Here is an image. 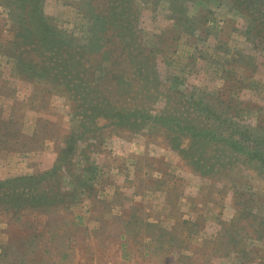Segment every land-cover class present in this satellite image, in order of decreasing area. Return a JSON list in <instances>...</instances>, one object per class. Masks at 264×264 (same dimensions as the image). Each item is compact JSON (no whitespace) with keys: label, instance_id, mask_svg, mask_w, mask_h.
I'll list each match as a JSON object with an SVG mask.
<instances>
[{"label":"rangeland","instance_id":"1","mask_svg":"<svg viewBox=\"0 0 264 264\" xmlns=\"http://www.w3.org/2000/svg\"><path fill=\"white\" fill-rule=\"evenodd\" d=\"M0 264H264V0H0Z\"/></svg>","mask_w":264,"mask_h":264},{"label":"trees","instance_id":"2","mask_svg":"<svg viewBox=\"0 0 264 264\" xmlns=\"http://www.w3.org/2000/svg\"><path fill=\"white\" fill-rule=\"evenodd\" d=\"M253 1H255V0H252V2H253ZM237 2H239V1H237ZM117 9H118V5H117V4L111 8V11H112V13H113V17L110 19V20H111L110 23H115V22H117V21H116V18L118 17ZM41 24H42V23H41ZM128 45H129V43H127V47H128Z\"/></svg>","mask_w":264,"mask_h":264}]
</instances>
